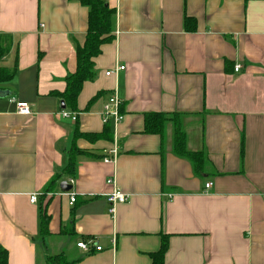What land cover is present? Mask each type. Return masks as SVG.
Segmentation results:
<instances>
[{"label": "crops", "instance_id": "0c3cea01", "mask_svg": "<svg viewBox=\"0 0 264 264\" xmlns=\"http://www.w3.org/2000/svg\"><path fill=\"white\" fill-rule=\"evenodd\" d=\"M105 1L116 10L114 40L94 59L95 76L72 111L60 94L77 69L88 7L0 0V34L14 40L2 64L17 66L0 83V245L8 264H47L59 253L74 264H152L163 235L165 264H264V0ZM115 90L118 125L103 115ZM17 102L31 114H19ZM155 112L179 115L187 148L208 159L206 172L175 153L173 121L162 135L145 132V115ZM107 123L112 138H78L87 153L77 157L75 177L47 192L68 164L76 130L101 133ZM114 148L117 158L105 162ZM62 181L72 189L63 191ZM115 188L128 200L112 213ZM91 241L89 252L78 246Z\"/></svg>", "mask_w": 264, "mask_h": 264}, {"label": "trees", "instance_id": "16d2710c", "mask_svg": "<svg viewBox=\"0 0 264 264\" xmlns=\"http://www.w3.org/2000/svg\"><path fill=\"white\" fill-rule=\"evenodd\" d=\"M83 5L88 7V30L83 45H79L76 50L77 69L74 73L66 78V89L60 94L66 106L72 111H78L77 101L79 94L86 81L92 80L95 76V61L94 59L102 52L103 45L114 40L115 17L116 10L105 0H79ZM195 21L192 17L185 18L187 29L194 28ZM191 31V30H190ZM14 46V40L8 35L0 34V83L10 81L17 72V66L8 67L2 64V60L8 55ZM122 112V109H121ZM168 120L173 121L174 125V151L177 155L190 160L195 171L202 175L206 172L208 159L201 150H189L185 132L182 129L179 115L168 117L164 113H147L145 115V132L149 134L162 135L165 131V125ZM110 123L101 133H83L76 130L74 136V145L69 150V161L65 169L55 174L46 186V191H52L58 181L64 175L75 177V167L77 157L87 153L76 147L78 138H86L88 140H96L100 138H112ZM77 201V200H76ZM50 216L46 210L41 215V234L46 236L49 231ZM169 247V237L162 236V244L157 252L151 253L152 264H165V255ZM47 264H74L75 262L68 259L64 253L48 255ZM0 264H8V251L0 245Z\"/></svg>", "mask_w": 264, "mask_h": 264}, {"label": "built area", "instance_id": "2783aa9c", "mask_svg": "<svg viewBox=\"0 0 264 264\" xmlns=\"http://www.w3.org/2000/svg\"><path fill=\"white\" fill-rule=\"evenodd\" d=\"M125 66H119L118 68H116V70H110L108 72H106V75H111V74H115L116 71H120V70H124ZM241 69L240 65H237L235 67L236 71H239ZM17 112L21 115H29L32 112L31 106L29 103L27 102H17ZM63 115L64 116H69V113L63 111ZM103 115H104V119L105 122L110 121V119H112L113 123L115 125H118L124 118L123 113L121 112V99L118 95L117 90H115L110 97L108 98V100L106 101V103L104 104V111H103ZM118 155V149L114 148L113 150H111L109 152V155L106 156L104 158L105 162H114V160L117 158ZM108 183H114L113 179H109ZM206 188H210L212 186L211 182L206 183ZM108 198V202L111 204V212L114 213L115 212V206L118 203H123L126 202L128 200V195L126 193H124L123 191L119 190L118 188H115L111 193L108 194L107 196ZM37 200L36 196H32L31 201L35 202ZM76 201V196L73 194L71 197V204H74V202ZM92 244H94V242H80L78 243V246L82 249H84L85 251H90V248L92 246ZM97 251H101L102 250V246H96L95 248Z\"/></svg>", "mask_w": 264, "mask_h": 264}, {"label": "water", "instance_id": "95a60500", "mask_svg": "<svg viewBox=\"0 0 264 264\" xmlns=\"http://www.w3.org/2000/svg\"><path fill=\"white\" fill-rule=\"evenodd\" d=\"M0 95H3V92L0 91ZM5 95V93H4ZM62 108L64 109L65 108V104L64 102L62 101ZM60 188L63 190V191H70L72 189V185L68 183V181H62L61 184H60Z\"/></svg>", "mask_w": 264, "mask_h": 264}]
</instances>
